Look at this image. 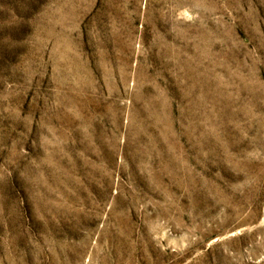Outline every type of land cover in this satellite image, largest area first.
<instances>
[{
  "label": "rangeland",
  "instance_id": "374dc122",
  "mask_svg": "<svg viewBox=\"0 0 264 264\" xmlns=\"http://www.w3.org/2000/svg\"><path fill=\"white\" fill-rule=\"evenodd\" d=\"M0 264H264V0H0Z\"/></svg>",
  "mask_w": 264,
  "mask_h": 264
}]
</instances>
